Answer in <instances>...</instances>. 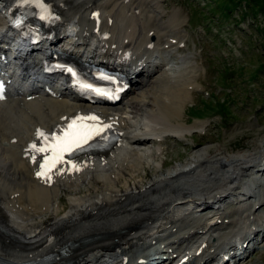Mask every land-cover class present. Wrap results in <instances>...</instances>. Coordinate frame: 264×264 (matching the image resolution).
<instances>
[{
    "label": "bare ground",
    "instance_id": "obj_1",
    "mask_svg": "<svg viewBox=\"0 0 264 264\" xmlns=\"http://www.w3.org/2000/svg\"><path fill=\"white\" fill-rule=\"evenodd\" d=\"M17 1L0 0L3 13L26 22L38 17ZM48 2L52 17L44 26L46 37L38 49L16 61L23 74L12 77L7 98L0 102V258L36 261L64 245L69 264H142L155 245L164 250V264H219L218 259L226 264V257L244 258L248 243L264 236L259 215L250 223L252 208L264 200V143L235 154L199 148L191 163L161 171L159 145L168 137L184 139L190 128H197L182 118L192 92L202 88L191 58L174 64L173 74L170 67L165 69L168 62L163 68L162 52L183 45L175 15L162 21L158 0ZM67 30L74 36L68 40L75 43L68 57L113 67L127 78L130 87L117 103L93 105L66 87L64 79L42 74L44 54ZM12 41L8 25L0 26V51L6 46L13 54L24 50ZM93 115L117 131L115 148L112 143L81 158L73 174L61 169L50 181L42 180L44 139L74 116ZM150 140L159 145L145 149ZM148 166L155 174L147 186L141 181L118 187L126 170ZM99 180L105 185L99 186ZM83 188L87 193L80 196ZM65 191L66 206L60 200ZM232 197L240 201L226 203ZM248 198H254L253 204L241 209ZM60 210L64 213L58 218Z\"/></svg>",
    "mask_w": 264,
    "mask_h": 264
},
{
    "label": "rangeland",
    "instance_id": "obj_2",
    "mask_svg": "<svg viewBox=\"0 0 264 264\" xmlns=\"http://www.w3.org/2000/svg\"><path fill=\"white\" fill-rule=\"evenodd\" d=\"M158 1L164 13L162 21L175 15L173 19L181 38L178 41L183 40L180 48L162 52L164 64L168 62L170 65L165 68L166 63L163 68H171L172 73L173 65H179L180 59L188 57L194 66H198L193 73L202 88L192 92L193 99L187 102L182 120L188 126H203L202 130L190 128L184 139L168 137L160 145L151 140L146 143L144 148L149 150L159 145L158 160L164 164L161 171L184 166L188 161L191 163L193 151L199 148H209L210 154L216 149L235 154L252 151L264 143V13L254 8L253 0ZM162 34L172 36L165 30ZM154 174L152 166L126 170L122 179L117 181L118 187H132L141 181L147 186ZM101 183L99 180V186L105 185ZM83 189L80 196L87 193ZM68 193L65 191L60 195L64 206L68 203ZM234 201H240V197L227 199L226 203ZM253 202L254 198H248L239 206L241 209L243 206V210L249 209ZM260 204L252 208L254 217L250 223H256L259 218L262 221L258 220L259 223L264 225V200ZM233 207L235 205L230 206ZM63 213L60 210L56 216L60 218ZM213 214L214 211L209 218H214ZM252 246L254 248L250 249ZM247 247L244 258H231L226 264H264L263 234L254 237Z\"/></svg>",
    "mask_w": 264,
    "mask_h": 264
},
{
    "label": "trees",
    "instance_id": "obj_3",
    "mask_svg": "<svg viewBox=\"0 0 264 264\" xmlns=\"http://www.w3.org/2000/svg\"><path fill=\"white\" fill-rule=\"evenodd\" d=\"M253 2L255 3L254 5V8L256 9L259 8V10L264 13V0H253ZM256 2L258 3V5L256 6Z\"/></svg>",
    "mask_w": 264,
    "mask_h": 264
}]
</instances>
